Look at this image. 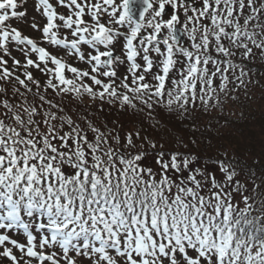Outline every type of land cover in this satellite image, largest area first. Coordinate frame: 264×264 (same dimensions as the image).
Instances as JSON below:
<instances>
[{
	"label": "snow or ice",
	"instance_id": "obj_1",
	"mask_svg": "<svg viewBox=\"0 0 264 264\" xmlns=\"http://www.w3.org/2000/svg\"><path fill=\"white\" fill-rule=\"evenodd\" d=\"M24 3L0 0V264H264V170L246 176L238 153L204 160L190 148L197 109H222L229 84L246 88L249 65L264 67V0H34L46 22L31 27L90 71L11 24L26 18ZM6 57L25 68L23 79ZM125 63L129 75L118 77ZM32 67L52 75L45 90L107 95L143 112L138 101L153 119L165 111L181 123L169 136L187 151L141 127H82L39 93ZM13 79L27 92L34 85L39 105L10 99V90L24 97ZM151 152L158 166L147 164Z\"/></svg>",
	"mask_w": 264,
	"mask_h": 264
},
{
	"label": "trees",
	"instance_id": "obj_2",
	"mask_svg": "<svg viewBox=\"0 0 264 264\" xmlns=\"http://www.w3.org/2000/svg\"><path fill=\"white\" fill-rule=\"evenodd\" d=\"M249 67L253 68V72L250 73L253 82L247 83V78H245L246 88L238 87L236 81L230 83L228 96L224 97L221 94L222 109H211L209 112L197 109V123L201 125V131L196 133L198 144L196 146L190 145L191 150L198 152L204 160H207L209 155L214 157L221 154L225 149H228L230 154L234 156L238 153V158L245 165L246 176L250 172L259 175L264 170V67L259 63L249 65ZM33 76L34 79L40 81L39 93L44 95L46 100H51L53 104L63 108L66 114L71 115L84 128H87L89 122L103 132L115 129V133H120L122 129L127 130L132 126L141 127L144 130V135L157 139L164 144L165 148L180 147L181 150L187 151L175 143L168 134L169 132L181 131V123L159 108L153 112L154 119L148 118L149 110L138 101L136 102L137 108H143V112H137L131 108L121 109L119 100L109 103L110 98L107 95L104 100H100L99 98L93 99L87 93H83L82 90L79 95L60 93L58 90L50 88L45 90L48 78H40L35 73ZM23 78L24 76H22ZM255 81H259V83ZM3 83L0 81V84ZM29 86L32 87V92H27L13 79L10 87L19 88L20 92L24 93V97L13 98L11 90L8 97L14 99L16 103H23L24 98H27L29 103L39 105L36 87L30 82ZM115 86L118 91H125L120 87L119 79L116 80ZM233 96L236 99H231ZM47 108L48 105L44 104V109ZM2 110V106H0V111ZM52 110L55 111L56 109ZM156 121L166 125L168 132H165L163 127L156 129L154 127ZM183 124L187 126L189 121L185 120ZM185 135L190 136L191 133H185ZM152 157L158 159V153H149L147 164L158 166L157 160Z\"/></svg>",
	"mask_w": 264,
	"mask_h": 264
},
{
	"label": "rangeland",
	"instance_id": "obj_3",
	"mask_svg": "<svg viewBox=\"0 0 264 264\" xmlns=\"http://www.w3.org/2000/svg\"><path fill=\"white\" fill-rule=\"evenodd\" d=\"M21 3V0H18V4ZM34 0H25V3H24V8L21 9V10H26L27 11V16L26 18L22 19V20H16V19H13L11 21V24L13 26H18V28L21 30L22 34L24 35H32L33 36V39H35L37 41L38 44H41V45H44V47H46V49L53 53V54H57L58 56H60L61 58H63L64 60H68V57L69 55L65 54L64 50H61L59 51V47H62V46H57V45H52V44H49L47 41H44L42 40L41 38V32L38 31V30H34L32 27H31V24L33 21H35L36 23L42 25L45 20L40 16L39 12L34 10ZM13 43V48H12V57H15L16 59H20L21 60V64L23 65V63L25 62L24 61V56L21 54V52L19 51L18 48L15 47V42H12ZM103 47V46H101ZM82 50L83 51H89L91 50V46H82ZM94 52V50H91ZM115 53L117 54H120V50H119V47L116 49ZM30 55L32 56V58L34 60H37L38 61V57L35 55V54H31ZM71 57L75 56V55H70ZM8 58V57H6ZM77 56L74 57L73 61H77L78 59ZM9 59V68L10 69H19V68H24L22 66L20 67H17L15 65H13L12 63V59L11 58H8ZM70 63V61L68 62ZM81 62L79 61L77 64H80ZM71 64V63H70ZM122 66H125V70H123ZM127 64H122L118 71L123 75H125V73H127ZM41 67L43 68L44 65L43 63L41 64ZM48 67H53L50 63L48 64ZM32 69H34V71L36 72V74L39 76V77H43V74H48L50 76V78H53L52 75L50 73H46L44 71H41L39 69H36L34 67H32ZM99 75V73H97ZM100 76V75H99ZM121 76V77H122ZM101 77V76H100Z\"/></svg>",
	"mask_w": 264,
	"mask_h": 264
}]
</instances>
